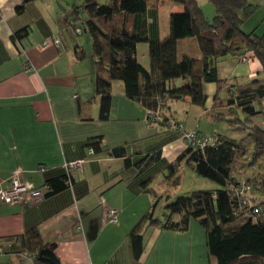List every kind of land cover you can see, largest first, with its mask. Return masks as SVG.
Instances as JSON below:
<instances>
[{
	"label": "crops",
	"instance_id": "1",
	"mask_svg": "<svg viewBox=\"0 0 264 264\" xmlns=\"http://www.w3.org/2000/svg\"><path fill=\"white\" fill-rule=\"evenodd\" d=\"M21 1L0 0V184L16 172L36 186L63 177L65 162L87 156L91 140L102 138V142L100 151L73 170L72 186L37 202L0 201V264H36L23 238L32 228L39 230L45 243L56 244L61 264H137L130 232L156 200L155 216L160 217L157 210L179 196L155 189V181L179 185L180 179H173L180 176L187 157L172 177L170 165L187 151L188 142L142 103L128 98L121 80L113 81L109 119L99 118L91 40L85 31L82 36L73 34L60 21L81 0H33L18 14ZM183 11L181 4L170 1L149 7L150 35H167L170 14ZM24 27L30 28L29 36L14 42L12 34ZM57 36L63 47L42 46L45 39ZM78 47L85 57L78 55ZM179 47L182 53L200 54L194 38L180 40ZM140 61L150 68V58ZM217 67L223 79L246 82L262 76L257 60L223 58ZM204 90L208 110L216 84L205 83ZM169 104L162 114L181 121L186 129L187 125L202 134L216 132L218 122L204 107L185 100ZM212 123V129L205 128ZM119 146L126 148L125 155L112 153ZM114 208L119 210L117 223L107 218ZM195 233L201 230L193 221L186 231L145 227L138 264H208L202 253L195 262L196 246L201 248L202 243Z\"/></svg>",
	"mask_w": 264,
	"mask_h": 264
},
{
	"label": "trees",
	"instance_id": "2",
	"mask_svg": "<svg viewBox=\"0 0 264 264\" xmlns=\"http://www.w3.org/2000/svg\"><path fill=\"white\" fill-rule=\"evenodd\" d=\"M30 1L33 0H22L16 12L24 13ZM168 1L181 4L184 11L172 12L167 35L153 38L147 10ZM209 1L215 6L212 19L206 16L198 0H107L108 3L83 0L81 6L75 5L60 20L62 27L76 35H81L76 33V28L81 26L82 20L83 32L91 35L90 58L101 120L109 119L113 81L121 80L128 98L142 103L154 118L162 119L181 136V131L171 122L184 124L165 116L162 111L175 100L205 108L208 95L204 84L215 83L213 104L210 109L205 108L207 115L215 122L247 129L255 142L251 150L224 133L202 134L195 129L200 135H214V141L205 146H189L170 165V175L176 173L180 161L187 157L185 167L219 183L220 187L177 196L166 204L168 212L164 219L155 216L159 202L156 200L130 232L137 264L144 248L145 227L155 225L166 230L186 231L193 220H198L206 230L208 264H264V171L253 177L238 176L249 153L252 162L264 156V125L256 122V118L264 115V32L258 34L253 29L247 33L242 28L259 5L250 0ZM29 34L30 28L24 27L12 34V40L19 43ZM189 38L197 41L199 55L180 51L179 41ZM140 43L148 44L150 68L138 58ZM78 55L85 57L82 50ZM243 57L260 60L261 77L246 82L219 77L217 63L220 59ZM81 110L79 104L80 113ZM101 142L102 138L91 140L88 148H94L96 153L101 150ZM125 152L124 146L112 151L117 155H125ZM73 182V176L67 171L63 177L48 180L46 183L51 190L45 197L72 186ZM23 238L36 264H61L56 244L45 243L37 228L28 230Z\"/></svg>",
	"mask_w": 264,
	"mask_h": 264
},
{
	"label": "rangeland",
	"instance_id": "3",
	"mask_svg": "<svg viewBox=\"0 0 264 264\" xmlns=\"http://www.w3.org/2000/svg\"><path fill=\"white\" fill-rule=\"evenodd\" d=\"M103 3H108L107 0H102ZM200 6L203 8L204 13L209 19H212L215 15V6L213 3H211L209 0H198ZM251 2L258 4L259 6L257 7L256 11L250 15L248 18H246L245 22L242 25V28L245 32H251L253 29L256 30L258 34H262L264 32V2L262 0H250ZM83 3V0H81L77 5L81 6ZM82 15L84 12L81 13ZM165 17L164 13L162 12L161 14V21L162 23H165ZM80 25L84 28V23L81 20ZM83 35L88 36L90 38V46H93L92 38L91 35L88 32H84ZM82 36V35H81ZM143 47L146 49L144 50ZM148 44L147 43H140L138 46V58L142 60L143 62L149 61V55H148ZM251 60H257L260 64V60L256 59H251ZM250 60V61H251ZM250 61H245L246 63H249ZM262 66V64H261ZM199 106V105H198ZM203 108V106H201ZM256 122L264 125V115L256 118ZM215 124V123H214ZM216 125V124H215ZM217 130L218 132L224 133L232 138H235L236 140L244 143L247 145L251 150H253L254 147V140L251 134L247 129H237L233 125L227 123V122H219L217 125ZM215 126V127H216ZM188 131H193L194 127H189L187 126ZM212 126H205L207 129H212ZM250 150V151H251ZM252 154L249 153L246 158L243 160V167H240L238 170V176L241 178H246V177H253L257 176L260 173L264 171V156L259 158L256 162H252ZM180 174V182L178 186H171L165 185L166 183H163L161 181L156 180L155 182V189L158 190H165L169 189L170 193L172 196L174 195H187L190 194L194 190L198 189H217L220 187V184L207 178L204 177L200 174H198L196 171L192 170L191 168L185 167L182 170H179ZM179 176V175H178ZM178 180V177H174L173 180ZM176 198V196H174ZM168 210L164 207L161 209L157 210V214L160 217H163L167 214ZM194 227L199 228L201 230L200 233H195V236L198 240H201V248L199 245L196 246V253L195 254V262H197L200 257L198 256V253H202L201 255L203 256V260H208V254H207V245H206V230L203 227V225L198 221V220H193ZM201 237V238H200Z\"/></svg>",
	"mask_w": 264,
	"mask_h": 264
},
{
	"label": "built area",
	"instance_id": "4",
	"mask_svg": "<svg viewBox=\"0 0 264 264\" xmlns=\"http://www.w3.org/2000/svg\"><path fill=\"white\" fill-rule=\"evenodd\" d=\"M77 34L83 33V28L78 26L76 28ZM56 45L58 47H63V42L60 36L55 38H47L42 42L43 47H48L50 45ZM80 51V48L77 49ZM243 61H247L246 57L242 58ZM27 70L32 69V66L27 65ZM175 124V127L181 131V136L186 139L189 146H205L214 141V135H200L195 129L193 131H188L184 125H177L175 121L171 122ZM95 153L94 148H88V154L93 155ZM88 159V157L80 158L74 161L65 162L64 167L68 175H72L73 170L82 166V164ZM45 168L42 166L40 168L43 171ZM51 190V186L44 183L41 186H36L32 183L22 180L21 173L16 172L12 174L5 182L0 184V201L7 204L23 203L27 200H33L34 202L40 201L45 198L48 191ZM107 218L112 223H117L119 221V210L114 208L107 212ZM78 229H81V225L78 224Z\"/></svg>",
	"mask_w": 264,
	"mask_h": 264
},
{
	"label": "water",
	"instance_id": "5",
	"mask_svg": "<svg viewBox=\"0 0 264 264\" xmlns=\"http://www.w3.org/2000/svg\"><path fill=\"white\" fill-rule=\"evenodd\" d=\"M264 2V0H262Z\"/></svg>",
	"mask_w": 264,
	"mask_h": 264
}]
</instances>
